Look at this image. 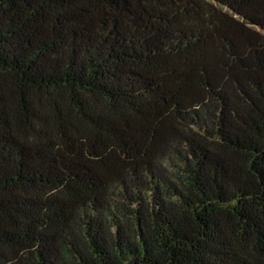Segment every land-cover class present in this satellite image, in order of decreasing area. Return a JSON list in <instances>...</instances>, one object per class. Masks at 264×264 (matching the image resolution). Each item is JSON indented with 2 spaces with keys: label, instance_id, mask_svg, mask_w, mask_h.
Returning <instances> with one entry per match:
<instances>
[{
  "label": "trees",
  "instance_id": "16d2710c",
  "mask_svg": "<svg viewBox=\"0 0 264 264\" xmlns=\"http://www.w3.org/2000/svg\"><path fill=\"white\" fill-rule=\"evenodd\" d=\"M0 264H264V0H0Z\"/></svg>",
  "mask_w": 264,
  "mask_h": 264
}]
</instances>
